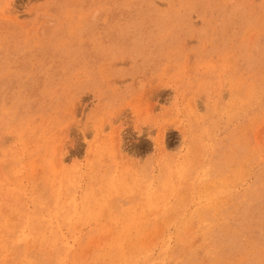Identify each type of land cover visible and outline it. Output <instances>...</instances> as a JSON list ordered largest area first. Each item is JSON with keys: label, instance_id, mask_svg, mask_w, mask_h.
Wrapping results in <instances>:
<instances>
[{"label": "rangeland", "instance_id": "374dc122", "mask_svg": "<svg viewBox=\"0 0 264 264\" xmlns=\"http://www.w3.org/2000/svg\"><path fill=\"white\" fill-rule=\"evenodd\" d=\"M0 117V264H264V0H0Z\"/></svg>", "mask_w": 264, "mask_h": 264}, {"label": "bare ground", "instance_id": "6f19581e", "mask_svg": "<svg viewBox=\"0 0 264 264\" xmlns=\"http://www.w3.org/2000/svg\"><path fill=\"white\" fill-rule=\"evenodd\" d=\"M226 20H227V19H226ZM214 26H215V25H214ZM249 82H250V81H249ZM250 83H251V82H250ZM242 84H243V83H242ZM248 85H250V84H248ZM242 86H243V85H242ZM250 86H251V85H250ZM243 87H245V86H243ZM249 88H250V87H249ZM247 89H248V88H247ZM247 89H246V91H247ZM249 90H250V89H249ZM240 91H241V90H240ZM251 91H252V90H251ZM251 91H250V92H251ZM250 92H249V93H250ZM249 93H248V94H249ZM253 93H254V92H253ZM229 95H230V94H229ZM235 103H236V102H235ZM245 105H246V104H245ZM235 106H236V105H235ZM150 107H151V106H150ZM230 114H231V113H230ZM0 119H1V117H0ZM45 121H46V120H45ZM45 121H44V122H45ZM209 121H210V120H209ZM28 122H29V121H28ZM32 122H33V121H32ZM34 122H35V121H34ZM214 122H215V121H214ZM51 123H52V122H51ZM6 125H7V124H6ZM6 125H5V126H6ZM209 126H210V125H209ZM2 128H4V127H2ZM5 128H6V127H5ZM32 128H33V127H32ZM34 129H35V128H34ZM39 129H40V128H39ZM44 129H45V128H44ZM207 129H208V128H207ZM51 130H52V129H51ZM41 131H42V130H41ZM45 131H47V129H46ZM54 131H55V130H54ZM54 131H53V132H54ZM211 131H212V130H211ZM56 132H58V130H57ZM25 133H26V132H25ZM29 133H30V132H29ZM36 133H37V132H36ZM44 133H45V132H44ZM46 133H49V130H48V132H46ZM50 133H51V132H50ZM50 133H49V134H50ZM117 133H118V132H117ZM160 133H161V132H160ZM40 134H41V133H40ZM54 134H55V133H54ZM114 134H115V132H114ZM50 135H52L51 138L54 137V136H53V133L50 134ZM24 136H25V135H24ZM47 136H48V135H47ZM56 136H57V135H56ZM114 136H115V135H114ZM212 136H213V135H212ZM36 137H38V136H36ZM40 137H41V136H39V138H40ZM42 137H43V135H42ZM111 137H112V136H111ZM31 138H32V137H31ZM31 138H30V140H32ZM26 139L28 140V138H26ZM26 139H25V140H26ZM56 139H57V138H56ZM113 139H114V138H113ZM116 139H118V138H116ZM196 139H197V138H196ZM30 140H29V141H30ZM95 140H96V139H95ZM108 140H109V139H108ZM198 140H199V139H198ZM40 141H41V138H40ZM43 141H44V139H43ZM45 141H46V140H45ZM45 141H44V142H45ZM62 141H63V140H62ZM113 142L115 143V141H113ZM198 142H200V141H198ZM27 143L30 145V142H27ZM33 143H34V142H33ZM39 143H40V142H39ZM47 143H49V142H47ZM109 143H110V142H109ZM114 143H113V144H114ZM43 144H44V143H42V145H43ZM50 144H51V143H50ZM115 144H116L115 147H117V148L120 146V145H118L117 142H116ZM194 144H195V143H194ZM197 144H198V143H197ZM199 144H200V143H199ZM255 144H256V143H255ZM29 145H28V146H29ZM107 145H108V142H107ZM117 145H118V146H117ZM124 145H125V144H124ZM256 145H257V144H256ZM256 145H255V148H257ZM23 146H24V145H23ZM28 146H27V147H28ZM199 146H201V145H199ZM253 146H254V145H253ZM257 146H258V145H257ZM29 147H30V146H29ZM39 148H40V147H39ZM117 148H115V150H116ZM119 148H120V147H119ZM250 148H251V147H250ZM37 149H38V148H37ZM41 149H42V147H41ZM102 149H103V148H102ZM102 149H101V150H102ZM108 149H111V147H108ZM194 149H195V148H194ZM257 149H258V148H257ZM260 149H261V148H260ZM91 150H92V149H91ZM101 150H100V151H101ZM103 150H104V149H103ZM115 150H114V151H115ZM249 150H251V149H249ZM249 150H248V151H249ZM55 151H56V150H55ZM117 151H119V150L117 149ZM192 151H193V150H192ZM110 152H111V151H110ZM112 152H113V151H112ZM112 152H111V153H112ZM193 152H195V150H194ZM199 152H201V151H199ZM257 152H259V151L257 150ZM261 152H262V151H261ZM45 153H46V151H45ZM54 153H55V152H54ZM99 153H100V152L98 151V155H99ZM117 153H118V154H117L116 156L118 157L120 154H119V152H117ZM255 153H256V152H255ZM50 154H51V153H50ZM55 154H56V153H55ZM61 154H62V153H61ZM92 154H93V153H92ZM100 154H101V153H100ZM102 154H103V153H102ZM102 154H101V156H102ZM124 154H125V153H124ZM196 154H197V153H196ZM199 154H200V153H199ZM248 154H249V153H248ZM39 155H40V154H39ZM249 155H250V154H249ZM252 155H253V154H252ZM41 156H42V154H41ZM44 156H45V155H44ZM44 156H43V157H44ZM50 156H51V155H50ZM101 156H99V158H100ZM45 157H46V156H45ZM47 157H48V156H47ZM108 157H109V155H108ZM124 157H125V156H124ZM21 158H22V157H21ZM52 158H53V157H52ZM52 158H51V159H52ZM54 158H55V157H54ZM118 158H121V155H120V157H118ZM127 158H128V157H127ZM187 158H188V157H187ZM55 159H56V158H55ZM60 159H62V158L60 157ZM102 159H103V158H102ZM116 159H117V158H116ZM121 159H122V158H121ZM48 160H49V159H48ZM52 160H53V159H52ZM62 160H63V159H62ZM62 160H60V161L62 162ZM181 160H182V159H181ZM188 160H189V159H188ZM196 160H197V159H196ZM36 161H37V160H36ZM39 161H41V159H40ZM56 161H57V160H56ZM102 161H103V160H102ZM117 161H118V159H117ZM117 161H116V162H117ZM182 161H183V160H182ZM182 161H181V162H182ZM186 161H187V160H186ZM61 162H60V163H61ZM113 162H115V161H113ZM129 162H130V161H129ZM244 162H245V161H244ZM36 163H37V162H36ZM40 163H41V162H40ZM42 163H43V161H42ZM52 163H53V162H52ZM62 163H63V162H62ZM62 163H61V164H62ZM107 163H108V162H106V164H107ZM187 163H188V162H187ZM189 163H190V162H189ZM196 163H197V162H196ZM196 163H195V164H196ZM12 164H13V162H12ZM43 164H44V163H43ZM49 164H50V163H49ZM61 164H60V165H61ZM98 164H99V162H98ZM102 164H103V163H102ZM108 164H109V163H108ZM110 164H111V163H110ZM117 164H118V162H117ZM244 164H245V163H244ZM17 165H18V164H17ZM20 165H21V164H20ZM37 165H38V163H37ZM45 165H46V164H45ZM56 165H58V161H57V164H56ZM112 165H113V163H112ZM18 166H19V165H18ZM21 166H22V165H21ZM35 166H36V165H35ZM48 166H49V165H48ZM52 166H53V165H52ZM66 166H67V165H66ZM109 166H110V165H109ZM122 166H123V164H122ZM186 166H187V165H186ZM41 167H42V166H41ZM46 167H47V166H46ZM59 167H60V166H59ZM68 167H69V166H68ZM70 167H71V165H70ZM77 167H78V166H77ZM79 167H80V165H79ZM113 167H114V166H113ZM115 167H117V166H115ZM118 167H120V166H118ZM118 167H117V168H118ZM181 167H183V166H181ZM184 167H185V166H184ZM38 168H39V167H38ZM43 168H44V167H43ZM51 168H53V167H51ZM63 168H65V166H64ZM74 168H76V167H74ZM108 168H109V167H108ZM22 169H23V168H22ZM32 169L35 170L34 168H32ZM83 169H84V168H83ZM131 169H132V167H131ZM188 169H189V168H188ZM20 170H21V169H20ZM37 170H39V169H37ZM49 170H50V169H49ZM62 170H63V169H62ZM74 170H75V169H74ZM74 170L72 171V173H74ZM77 170H78V169H77ZM81 170H82V169H81ZM81 170H80V171H81ZM107 170H109V169H107ZM117 170H118V169H117ZM132 170H133V169H132ZM132 170H131V171H132ZM180 170L182 171V168H181ZM41 171H42V170H41ZM53 171H54V169H53ZM59 171H61V170H59ZM68 171H71V170H68ZM78 171H79V170H78ZM82 171H83V170H82ZM121 171H122V170H121ZM181 171H180V172H181ZM37 172L39 173L40 171H37ZM44 172H45V171H44ZM49 172H50V171H49ZM49 172H47V176H48ZM57 172H58V170H57ZM75 172H76V171H75ZM188 172H189V171H188ZM263 172H264V171H263ZM38 173H37V174H38ZM59 173L61 174V172H58V174H59ZM102 173H103V170H102ZM117 173H118V172H117ZM53 174H54V173H53ZM76 174H77V173H76ZM98 174H99V173H98ZM98 174H97V172H96V175H98ZM103 174H104V173H103ZM129 174H130V173H129ZM129 174H128V175H129ZM136 174H137V173H136ZM181 174H182V173H181ZM188 174H189V173H188ZM190 174H192V173H190ZM246 174H247V173H246ZM49 175H50V174H49ZM55 175H56V173H55ZM61 175H62V174H61ZM71 175H72V174H71ZM84 175H85V174H84ZM107 175H108V174H107ZM123 175H124V174H123ZM131 175H132V174H131ZM131 175H130V176H131ZM212 175H213V174H212ZM36 176H37V175H36ZM42 176H45V177H46V173H45V175L42 174ZM42 176H41V177H42ZM69 176H70V174H69ZM69 176L67 175L66 178H68ZM73 176H74V174L72 175V177H71L70 179H72ZM77 176H79V175H77ZM121 176H122V175H121ZM190 176H191V175H190ZM230 176H231V175H230ZM258 176H259V175H258ZM20 177H21V174H20ZM53 177H54V176H53ZM58 177H59V176H58ZM64 177H65V176H64ZM80 177H81V175H80ZM96 177H97V176H96ZM98 177H99V176H98ZM109 177H110V176H109ZM116 177H117V176H116ZM141 177H142V175H141ZM141 177H140V178H141ZM167 177H168V176H167ZM35 178H36V177H35ZM37 178H38V177H37ZM37 178H36V179H37ZM42 178H43V177H42ZM93 178H94V177H93ZM101 178L103 179L104 176H103V177H100V179H99L100 181H101ZM106 178H107V177H106ZM106 178H105V179H106ZM118 178H119V177H118ZM123 178L125 179L124 176H123ZM131 178H132V177H131ZM138 178H139V177H138ZM164 178H165V177H164ZM190 178H191V177H190ZM246 178H247V177H246ZM259 178H260V177H259ZM3 179H4V178H3ZM52 179H53V178H52ZM63 179H64V178H63ZM128 179H129V176H128ZM141 179H142V178H141ZM260 179H261V178H260ZM38 180H39V178H38ZM45 180H46V179H44V181H45ZM56 180H57V179H56ZM74 180H75V179H74ZM107 180H108V179H107ZM115 180H116V178H115ZM136 180H137V179H136ZM164 180H165V179H164ZM1 181H2V180H1ZM66 181H67V179H66ZM125 181H126V180H125ZM128 181L130 182V180H128ZM141 181H144V180H141ZM168 181H169V180H168ZM37 182H38V181H37ZM40 182H41V181H40ZM45 182H46V181H45ZM48 182H49V181H48ZM69 182H70V181H69ZM126 182H127V181H126ZM133 182H134V181H133ZM244 182H245V181H244ZM22 183H23V182H22ZM49 183H50V182H49ZM57 183H58V181H57ZM57 183H56V184H57ZM96 183H97V182H96ZM98 183H99V182H98ZM123 183H124V182H123ZM137 183H138V182H137ZM142 183H143V182H142ZM145 183H146V182H145ZM164 183H165V182H164ZM2 184H3V183H2ZM39 184H40V183H39ZM63 184H64V183H63ZM100 184H101V183H100ZM130 184H131V182H130ZM130 184H128V187H129ZM140 184H141V183H140ZM159 184H160V183H159ZM165 184H166V183H165ZM168 184H169V183H168ZM125 185H126V184H125ZM125 185H124V186H125ZM136 185H137V184H136ZM161 185H163V184H161ZM253 185H254V184H253ZM14 186H15V189H16V185H14ZM19 186H20V185H19ZM47 186H48V185H47ZM49 186H50V185H49ZM55 186H56V185H55ZM100 186H101V185H100ZM166 186H167V185H166ZM37 187H38V186H37ZM45 187H46V184H45ZM133 187H134V185H133ZM143 187L145 188L144 185H143ZM254 187H255V186H254ZM39 188H41V187L39 186ZM39 188H38V189H39ZM50 188H51V187H50ZM101 188H102V186H101ZM126 188H127V187H126ZM155 188H156V187H155ZM162 188H164V187H162ZM167 188H168V187H167ZM131 189H133V188H131ZM186 189H187V188H186ZM252 189H254V188H252ZM16 190H17V189H16ZM24 190H25V189H24ZM28 190H29V189H28ZM45 190H46V189H45ZM49 190H50V189H49ZM55 190H56V188H55ZM101 190H102V189H101ZM127 190H129V189H127ZM21 191H22V190H21ZM37 191H38V190H37ZM41 191H44V190H41ZM112 191H113V190H112ZM134 191H135V190H134ZM154 191H155V189H154ZM156 191H157V190H156ZM159 191H160V188H159ZM159 191H157V192H159ZM161 191H163V190H161ZM165 191H168V189H167V190L165 189ZM1 192H2V190H1ZM49 192H50V191H49ZM52 192H53V191H52ZM57 192H58V191H57ZM64 192H65V191H64ZM66 192H67V191H66ZM66 192H65V194H66ZM92 192H93V191H92ZM92 192H91V193H92ZM157 192H156V193H157ZM2 193H3V192H2ZM23 193H24V192H23ZM35 193H36V192H35ZM41 193H42V192H41ZM58 193H59V192H58ZM60 193H61V192H60ZM135 193H136V192H135ZM135 193H134V194H135ZM142 193H143V192H142ZM159 193H160V192H159ZM164 193H165V192H164ZM249 193H252V192L249 191ZM45 194H46V193H45ZM51 194H52V193H51ZM151 194H153V193H151ZM162 194H163V193H162ZM200 194H201V193H200ZM217 194H218V193H217ZM38 195H39V194H38ZM46 195H47V194H46ZM55 195H56V194H55ZM58 195H60V194H58ZM58 195H56V196H58ZM87 195H89V194H87ZM166 195H168V194H166ZM19 196H21V195L19 194ZM61 196H62V198H63V195H61ZM61 196H60V197H61ZM162 196L164 197V194H163ZM51 197H52V196H51ZM86 197H87V196H86ZM94 197H95V196H94ZM151 197H152V195H151ZM37 198H38V197H37ZM43 198H44V197H43ZM65 198H66V196H65ZM65 198H64V201H65ZM152 198H153V197H152ZM6 199H7V198H6ZM44 199H45V198H44ZM56 199H57V198H56ZM67 199H68V198H67ZM69 199H70V198H69ZM130 199H131V198H130ZM22 200H24V199H22ZM35 200H36V199H35ZM38 200H39V199H38ZM60 200H61V199H60ZM140 200H141V199H140ZM140 200H139V201H140ZM164 200H165V199H164ZM248 200H249V199H248ZM11 201H12V200H11ZM20 201H21V198H20ZM33 201H34V200H33ZM40 201H42V199H41ZM61 201H62V200H61ZM66 201H68V200H66ZM76 201H77V200H76ZM92 201H93V200H92ZM94 201H95V200H94ZM21 202H22V201H21ZM23 202H24V201H23ZM31 202H32V201H31ZM42 202H43V201H42ZM42 202H40V206H41V203H42ZM45 202H46V201H45ZM150 202H151V201H150ZM158 202H159V201H158ZM217 202H218V201H217ZM60 203H61V202H60ZM76 203H77V202H76ZM76 203H75V204H76ZM141 203H142V202H141ZM180 203H181V202H180ZM215 203H216V202H215ZM24 204H25V203H24ZM27 204H28V203H27ZM53 204H54V203H53ZM66 204H67V203H66ZM69 204H70V203H69ZM78 204H79V203H78ZM154 204H155V203H154ZM182 204H183V203H182ZM217 204H218V203H216V205H217ZM13 205H14V204H13ZM82 205H83V204H82ZM45 206H46V205H45ZM59 206H60V205H59ZM59 206H57V208H58ZM76 206H78V205H76ZM114 206H115V205H114ZM114 206H113V207H114ZM149 206H150V205H149ZM158 206H159V205H158ZM172 206H173V205H172ZM175 206H177V204H176ZM22 207H23V206H22ZM50 207H52V206H50ZM165 207H166V206H165ZM213 207H214V206H213ZM222 207H223V205H222ZM23 208H24V207H23ZM47 208H48V206H47ZM52 208H55V207H52ZM218 208H219V207H218ZM220 208H221V207H220ZM21 209H22V208H21ZM21 209H20V210H21ZM24 209H25V208H24ZM49 209H50V208H49ZM68 209H69V208H68ZM166 209L168 210V208H166ZM233 209H234V208H233ZM244 209H245V208H244ZM39 210H40V209H39ZM51 210H52V209H51ZM63 210H64V207H63ZM77 210H78V209H77ZM79 210L82 211L80 208H79ZM210 210H211V209H210ZM54 211H55V209H54ZM68 211H69V210H68ZM68 211H67V212H68ZM70 211H71V210H70ZM116 211H117V210H116ZM177 211L180 212L181 210H177ZM177 211H176V213H177ZM22 212H23V211H22ZM28 212H29V209H28ZM44 212H46V211L44 210ZM50 212H52V211H50ZM57 212H58V211H57ZM74 212H75V211H74ZM23 213H25V212H23ZM63 213H64V212H63ZM79 213H80V212H79ZM211 213H212V212H211ZM247 213H248V212H247ZM28 214H29V213H28ZM45 214H46V213H45ZM54 214H55V213H54ZM58 214H59V213H58ZM61 214H62V213H61ZM86 214H87V213H86ZM29 215H30V214H29ZM29 215H28V216H29ZM33 215H34V212H33ZM38 215H39V214H38ZM59 215H60V214H59ZM59 215H58V217H59ZM65 215H66V213H65ZM68 215H69V214H68ZM68 215H67V216H68ZM175 215H176V214H175ZM22 216H23V214L21 215V217H22ZM35 216H36V214H35ZM40 216H41V215H40ZM44 216H45V215H44ZM83 216H84V215H83ZM86 216H88V215H86ZM24 217H25V216H24ZM45 217H46V216H45ZM52 217H53V216H52ZM54 217H55V216H54ZM58 217H57V218H58ZM169 217H170V216H169ZM242 217H244V216H242ZM36 218H37V217H36ZM24 219H25V218H24ZM27 219H28V218H27ZM51 219H52V218H51ZM242 219H243V218H242ZM30 220H32V219L30 218ZM30 220L28 219V221H30ZM40 220H41V219H40ZM44 220H46V219L44 218ZM48 220H49V219H48ZM58 220H59V219H57V221H58ZM197 220H198V219H197ZM215 220H216V219H215ZM245 220H246V219H245ZM24 221H25V220H24ZM36 221H38V218H37ZM41 221H42V220H41ZM59 221H60V220H59ZM48 222H49V221H48ZM91 222H92V221H91ZM131 222H132V221H131ZM37 223H39V221H38ZM40 223H41V222H40ZM42 223L45 224V222H43V221H42ZM42 223H41V224H42ZM98 223H99V222H98ZM23 224H24V223H23ZM92 224H93V222H92ZM150 224H151V223H150ZM213 224H214V223H213ZM48 225H49V224H48ZM52 225H53V223H52ZM126 225H127V224H126ZM136 225H137V224H136ZM30 226H31V225H30ZM45 226H46V225H45ZM45 226L42 224V227H45ZM62 226H63V225H62ZM130 226H131V225H130ZM182 226H183V225H182ZM26 227H27V226H26ZM46 227H47V226H46ZM52 227H53V226H52ZM59 227L62 228L61 226H59ZM126 227H127V226H126ZM128 227H129V226H128ZM128 227H127V228H128ZM133 227H134V226H133ZM179 227H180V226H179ZM33 228H34V227H33ZM131 228H132V227H131ZM137 228H138V227H137ZM182 228H183V227H182ZM16 229H17V228H16ZM31 229H32V228H31ZM37 229H38V227H37ZM44 229H45V228H44ZM68 229H69V228H68ZM68 229H67V230H68ZM72 229H73V228H72ZM83 229H84V228H83ZM124 229H125V227H124ZM134 229H135V228H134ZM134 229H133V230H134ZM142 229H143V228H142ZM142 229H141V230H142ZM29 230H30V228H29ZM42 230H43V229H42ZM45 230H46V229H45ZM122 230H123V228H122ZM125 230H126V229H125ZM148 230H149V229H148ZM150 230H151V229H150ZM177 230H179V229L177 228ZM184 230H186V229H184ZM33 231H34V230H32V233H34ZM75 231H77V230H75ZM100 231H101V230H100ZM105 231H106V230H105ZM116 231H118V230H116ZM180 231H181V230H180ZM198 231H199V230H198ZM212 231H213V230H212ZM5 232H6V231H5ZM14 232H15V230H14ZM30 232H31V231H30ZM36 232H38V231H36ZM42 232H44V231H42ZM49 232H50V231H49ZM54 232H55V231H54ZM54 232H53V233H54ZM58 232H59V231H58ZM64 232H66V231H64ZM81 232H82V229H81ZM97 232L100 233L99 231H97ZM118 232H119V231H118ZM152 232H155V231H152ZM184 232H185V231H184ZM25 233H26V236H27V232H25ZM47 233H48V232H47ZM51 233H52V232H51ZM67 233H68V231H67ZM93 233H94V232H93ZM121 233H122V231H121ZM134 233H135V232H134ZM140 233H141V232H140ZM178 233H179V232H178ZM188 233H189V232H188ZM48 234H49V233H48ZM69 234H70V233H69ZM75 234H76V233H75ZM75 234H74V236H75ZM84 234H85V233H84ZM88 234H89V233H88ZM117 234H118V233H116V235H117ZM127 234H130V233H127ZM175 234H176V233H175ZM185 234H186V233H185ZM209 234H210V233H209ZM33 235H34V237H35V234H33ZM37 235L40 236L39 234L36 233V236H37ZM46 235H47V234H46ZM49 235H51V234H49ZM71 235H72V234H71ZM96 235H97V234H96ZM116 235H115V236H116ZM130 235H131V234H130ZM133 235H134V234H133ZM135 235H137V234L135 233ZM150 235H151V233H150ZM171 235H172V234H171ZM177 235H178V234H177ZM44 236H45V235H44ZM55 236H56V235H55ZM57 236H58V234H57ZM78 236H79V235H78ZM100 236H101V235H100ZM120 236H122V238H123V235H120ZM137 236H138V235H137ZM181 236H182V235H181ZM208 236H210V235H208ZM23 237H24V236H23ZM42 237H43V236H42ZM42 237H41V238H42ZM51 237H52V236H51ZM68 237H69V236H68ZM83 237H84V236H83ZM87 237L92 238L91 236H87ZM97 237H98V236H97ZM97 237H96V238H97ZM104 237H105V235H104ZM124 237H126V236H124ZM128 237H129V236H128ZM128 237H127V238H128ZM149 237H150V236H149ZM149 237H148V239H149ZM168 237H169V236H168ZM177 237H178V236H177ZM183 237H184V236H183ZM206 237H207V236H206ZM210 237H211V236H210ZM35 238H36V237H35ZM39 238H40V237H39ZM39 238H36V239H39ZM45 238H46V237H45ZM56 238H57V237H56ZM58 238H59V237H58ZM76 238H78V237L76 236ZM81 238H82V237H81ZM84 238H85V237H84ZM93 238H94V237H93ZM96 238H95V239H96ZM102 238H103V237H101V239H102ZM178 238H179V237H178ZM184 238H185V237H184ZM78 239H79V238H78ZM88 239H89V238H88ZM88 239H85V240H88ZM101 239H99V241H100ZM105 239H106V238H105ZM135 239H137V238H135ZM139 239H140V238H139ZM139 239H138V240H139ZM204 239H206V238L204 237ZM39 240H42V239H39ZM58 240H59V239H58ZM60 240H61V239H60ZM60 240H59V241H60ZM73 240H74V238H73ZM73 240H72V241H73ZM76 240H77V239H76ZM76 240H75V241H76ZM93 240H94V239H93ZM113 240H114V239H113ZM116 240H117V239H116ZM130 240H131V238H130ZM156 240H157V239H156ZM158 240H159V239H158ZM169 240H170V239H169ZM208 240H209V238H208ZM208 240H207V241H208ZM32 241H33V240H32ZM36 241H38V240H36ZM50 241H53V240H50ZM66 241H67V240H66ZM82 241H83V238H82ZM82 241L80 242V244L82 243ZM97 241H98V239H97ZM126 241H127V240H126ZM132 241H133V237H132ZM203 241H204V240H203ZM33 242H34V241H33ZM38 242H39V241H38ZM43 242H44V241H43ZM70 242H71V241H70ZM90 242H91V241H90ZM90 242H89V243H90ZM93 242H94V241H93ZM95 242H96V241H95ZM110 242H112V241H110ZM137 242H138V241H137ZM148 242H149V241H148ZM181 242H182V241H181ZM197 242H198V241H197ZM204 242H206V241H204ZM28 243H29V242H28ZM30 243H31V242H30ZM47 243H48V242H47ZM50 243H54V242H50ZM50 243H49V244H50ZM57 243H58V242H57ZM72 243H73V242H72ZM76 243H77V242H76ZM85 243H86V242H85ZM96 243H97V242H96ZM98 243H99V242H98ZM101 243H103V242H101ZM112 243H113V242H112ZM114 243H115V241H114ZM124 243H125V242H124ZM131 243H132V242H131ZM139 243H140V242H139ZM159 243H160V242H159ZM163 243H164V242H163ZM21 244H22V243H21ZM32 244H33V243H32ZM55 244H56V243H55ZM62 244H63V243H62ZM80 244H79V245H80ZM104 244H105V243H104ZM109 244H110V243H109ZM133 244H134V242H133ZM137 244H138V243H137ZM147 244H148V243H147ZM147 244H146V245H147ZM168 244H171V243H169V241H168ZM179 244H180V243H179ZM36 245H37V244H36ZM39 245H40V244H39ZM44 245H45V244H44ZM51 245H52V244H51ZM53 245H54V244H53ZM59 245H60V244H59ZM59 245H58V246H59ZM65 245H66V244H65ZM65 245H64V246H65ZM73 245H75V244H73ZM92 245H93V244H92ZM105 245H106V244H105ZM112 245H113V244H112ZM27 246H28V245H27ZM30 246L32 247V245H30ZM33 246H34V245H33ZM58 246H57V247H58ZM68 246H70V245H68ZM68 246H67V247H68ZM83 246H84V245H83ZM87 246H89V245H87ZM103 246H104V245H103ZM122 246H123V242H122ZM122 246H121V247H122ZM125 246H126V245H125ZM128 246H129V245H128ZM135 246H136V245H135ZM139 246H140V244H139ZM139 246H136L135 248H138ZM151 246H152V245H151ZM167 246H168V245H167ZM34 247H35V246H34ZM39 247H40V246H39ZM41 247H42V246H41ZM44 247H45V246H44ZM46 247H47V245H46ZM49 247H50V246H49ZM74 247H75V246H74ZM92 247L96 248L95 244H94V246H92ZM99 247H100V246H99ZM107 247H108V246H107ZM117 247H118V246L116 245V249H117ZM129 247H130V246H129ZM140 247H141V246H140ZM140 247H139V248H140ZM156 247H157V246H156ZM176 247H177V246H176ZM178 247H179V246H178ZM194 247H195V246H194ZM29 248H30V247H29ZM59 248H61V247H59ZM72 248H73V247H72ZM85 248H86V247H85ZM85 248H84V249H85ZM90 248H91V247H90ZM112 248H113V247H112ZM123 248L125 249L126 247H123ZM133 248H134V247H132V250H133ZM139 248H138V249H139ZM152 248H153V247H152ZM161 248H162V247H161ZM27 249H28V248H27ZM36 249H37V248H36ZM53 249H54V248H53ZM99 249H100V248H99ZM99 249H98V250H99ZM104 249H105V248H104ZM107 249H108V248H107ZM124 249H123V250H124ZM127 249H129V248H127ZM11 250H12V249H11ZM28 250H29V249H28ZM30 250L32 251V248H31ZM39 250H40V249H39ZM51 250H52V249H51ZM54 250H55V249H54ZM58 250L60 251V249H58ZM118 250H119V249H118ZM142 250H143V249H142ZM157 250H158V249H157ZM157 250H156V251H157ZM169 250H170V248H169ZM34 251H35V250H34ZM40 251H42V250H40ZM46 251H47V250H46ZM48 251H50V250H48ZM59 251H58V252H59ZM85 251H86V250H84V252H85ZM91 251H92V249H91ZM99 251H100V250H99ZM103 251H104V250H103ZM108 251H109V250H108ZM130 251H131V249H130ZM134 251H135V253H136V249H135ZM148 251H150V250H148ZM152 251H153V250H152ZM160 251H161V250H160ZM175 251H176V250H175ZM51 252H52V251H51ZM63 252H65V251H63ZM86 252H87V251H86ZM97 252H98V251H97ZM105 252H107V251H105ZM105 252H104L103 254H105ZM111 252H112V251H111ZM145 252H146V251H145ZM153 252H154V251H153ZM69 253H70V252H68V254H69ZM107 253H108V252H107ZM117 253H118V252H117ZM128 253H129V252H128ZM132 253H133V251H132ZM135 253H134V254H135ZM140 253H141V252H140ZM146 253H147V252H146ZM166 253H167V252H166ZM177 253H178V252H177ZM180 253H181V251H180ZM58 254H59V253H58ZM76 254H77V253H76ZM94 254H95V253H94ZM109 254H110V252H109ZM109 254H108V255H109ZM114 254H116V253L114 252L113 255H114ZM118 254H119V253H118ZM129 254H131V253H129ZM158 254H159V252H158ZM168 254H169V253H168ZM170 254H173V252L170 253ZM187 254H188V253H187ZM27 255H28V254H27ZM27 255H26L25 257H28ZM34 255H35V254H34ZM43 255H45V257H46V254H43ZM55 255H56V254H55ZM80 255H81V254H80ZM80 255H79V256H80ZM90 255H91V253H90ZM92 255H93V254H92ZM98 255H100V254H98ZM105 255H106V254H105ZM116 255H117V254H116ZM127 255H128V254H127ZM138 255H139V254H138ZM141 255H142V257H143V254H141ZM146 255H147V254H146ZM151 255H152V253H151ZM155 255H156V254H155ZM5 256H6V255H5ZM49 256H50V255H49ZM52 256H53V254H52ZM57 256H58V255H57ZM63 256H64V254H63ZM66 256H67V255H66ZM66 256H65V259H66ZM74 256H75V255H74ZM131 256H132V255H131ZM131 256H128V257L131 258ZM144 256H145V255H144ZM178 256H179V255H178ZM43 257H44V256H43ZM69 257H70V256H69ZM90 257H91V256H90ZM90 257H89V259H90ZM100 257H101V256H100ZM104 257H105V256H104ZM104 257H103V258H104ZM111 257H112V256H111ZM117 257H118V256H117ZM139 257H141V256H139ZM148 257H149V256H148ZM154 257H155V256H154ZM160 257H161V255H160ZM180 257H182V256L180 255ZM21 258H22V257H21ZM28 258H29V257H28ZM28 258H27V259H28ZM94 258H95V257H94ZM94 258H93V259H94ZM106 258H108V257L106 256ZM126 258H127V257H126ZM144 258H146V257H143V259H144ZM149 258H150V257H149ZM165 258H167V257H165ZM171 258H172V257H171ZM176 258H177V257H176ZM44 259H45V258H44ZM54 259H55V257H54ZM67 259H69V258H67ZM71 259H72V258H71ZM89 259H88V260H89ZM93 259H92V260H93ZM98 259H99V258H98ZM101 259H102V258H101ZM119 259H120V258H119ZM119 259H118V260H119ZM131 259H137V257H136V258L133 257V258H131ZM155 259H156V257H155ZM160 259H161V258H160ZM180 259H181V258H180ZM30 260H31V258H30ZM32 260H33V259H32ZM69 260H70V259H69ZM80 260H81V259H80ZM99 260H100V259H99ZM99 260H98V261H99ZM118 260H117V261H118ZM149 260H150V259H149ZM157 260H158V259H157ZM166 260H167V259H166ZM166 260H165V261H166ZM178 260H179V259H178ZM181 260H182V259H181ZM54 261H55V260H54ZM73 261H74V259H73ZM84 261H85V260H84ZM135 261H136V260H135ZM142 261H143V260H142ZM142 261H141V262H142ZM150 261H151V260H150ZM150 261H149V264H153V263H151ZM153 261H155V260H153ZM159 261H160V260H159ZM20 262H21V261H20ZM29 262H30V261H29ZM31 262H32V261H31ZM31 262H30V263H31ZM41 262H42V261H41ZM47 262H52V260H50V261L48 260ZM63 262H64V261H63ZM63 262H62V263H63ZM66 262H67V261H66ZM75 262H76V261H75ZM77 262H78V260H77ZM80 262H81V261H80ZM82 262H83V261H82ZM88 262H89V261H88ZM107 262L109 263L110 261H107ZM121 262H123V259H122ZM138 262H139V261H138ZM146 262H147V261H146ZM168 262H169V261H168ZM176 262H177V261H176ZM53 263H54V262H53ZM70 263H72V262H70ZM83 263H84V262H83ZM85 263H86V262H85ZM85 263H84V264H85ZM92 263H93V261H92ZM99 263H100V262H99ZM103 263H104V264L106 263L105 260H104ZM111 263H112V262H111ZM113 263H114V261H113ZM129 263H130V261H129ZM131 263H132V262H131ZM135 263H136V262H135ZM147 263H148V262H147ZM155 263H156V262H155ZM165 263H166V262H165ZM165 263H164V264H165ZM178 263H179V262H178ZM185 263H186V262H185ZM23 264H24V263H23ZM26 264H27V263H26ZM31 264H33V263H31ZM34 264H35V263H34ZM39 264H40V263H39ZM44 264H45V263H44ZM78 264H79V263H78ZM80 264H82V263H80ZM93 264H94V263H93ZM115 264H116V263H115ZM139 264H140V263H139Z\"/></svg>", "mask_w": 264, "mask_h": 264}]
</instances>
